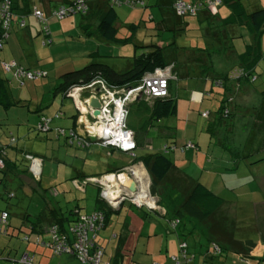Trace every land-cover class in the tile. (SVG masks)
I'll return each mask as SVG.
<instances>
[{
	"label": "crops",
	"instance_id": "0c3cea01",
	"mask_svg": "<svg viewBox=\"0 0 264 264\" xmlns=\"http://www.w3.org/2000/svg\"><path fill=\"white\" fill-rule=\"evenodd\" d=\"M15 1L14 22H12L10 33L5 40L7 44L13 31H20L24 37L29 39V42L32 41L33 34L35 36L43 34L41 26L32 15L34 10L41 11L46 19L48 33L43 34V37L50 36L51 33L47 25L48 18L56 15L54 11L57 8L66 6L69 2L71 4L75 0ZM153 1L155 3L153 5L159 7V13L158 20L152 28L153 24L144 21L143 18ZM173 1L85 0L86 10L80 13L79 27L86 34H93L98 41L96 49L88 55L91 57L90 59L93 58L92 60L103 62L115 71L123 72L131 66L133 57L142 52V45L156 44L163 47L166 64H174L172 70L174 78L169 80L168 87V93L175 98L174 114L154 119L149 110V107L154 103V98L145 99L141 95L137 96L128 105L126 117V127L133 132L135 147L131 151L125 152L113 147H103L100 144L107 156L116 152L117 157H114L113 165L103 162L104 168L100 165L95 173L108 181H113L116 178L115 175H118L119 179L122 176L126 177L125 175L128 173L124 168L133 164L134 158L159 152L166 144L173 145L177 149L169 150L167 155L173 161L174 166L163 181L164 184H168L165 193L168 192L169 202L172 206L167 202L160 204L161 209H166L167 215L157 210H152L150 211L152 213L149 212V214L145 212L146 210L141 211V207L138 208L129 205V203H122L115 209L111 208L107 213L104 225L96 232L95 242L103 248V259L109 260L111 264H226L228 259L231 264H264V169L262 168L264 155H258L254 160L249 158L251 153L257 154L264 149V100L259 94L262 88L254 84L257 80L256 70L261 61H264V23L261 32H259L254 29L247 17L249 13L257 9H264V0H222L219 5L210 8L200 6L195 14L182 16L173 10ZM184 1L194 2L196 0ZM133 2H135L134 5ZM123 3H126L127 7ZM138 5L143 6V9L138 10L140 12L139 19L132 20V17H138V15L133 14L134 9L130 6ZM116 6L119 8H115ZM110 7H113L116 13L115 36L117 39L106 41L102 39L96 27L101 12ZM72 13L74 12L65 16ZM150 13L153 14L151 9ZM154 16L155 14L152 15V20ZM20 20H23V26L18 25ZM122 26H125V31L121 30ZM141 28L145 30L143 34L139 31ZM158 30L173 31V34L170 33L172 34L171 42L167 43L169 37L159 34ZM148 31H151L152 34H148ZM147 36L150 38L149 40H146ZM152 36H158V38ZM122 39H126V41H121ZM50 40L52 44L53 41ZM40 45L45 46L41 42ZM103 46L115 47L116 51L102 50ZM7 48L5 49L3 46L0 50V60L2 56L8 54ZM45 60L44 57L40 58L35 54L31 63L30 60L24 61V59H19V61L14 59V62L27 69L47 71L44 67L46 66ZM63 65L60 67L62 68ZM60 67L52 69L53 76L56 78L54 83H51L49 78H44L49 76V71L44 77L30 79L32 81L18 80L11 77L9 73H6V76L0 74V77L8 80V99L5 101L7 106L0 105L6 109L14 105L18 106L22 101L30 103L34 99L32 102L35 113L34 123L41 116L50 117V130L63 128L67 131L72 128L88 142V145L79 147L87 149L91 143H97L94 138L87 136L86 123L92 119L89 114L90 107L82 104L80 108L82 114L75 106L72 111L69 109L71 101L65 100L67 96H64L62 89L59 88L61 85L59 76L64 73L61 72ZM239 69L246 71L249 77L228 80L222 88L212 85L213 79L219 75ZM60 72L61 74L57 76ZM12 85L15 87L26 86L27 95H24L23 88L19 87V96L15 98L11 89ZM32 87L36 96L31 93ZM37 87L47 88V90H44L41 96L38 94ZM89 98L90 96H88ZM220 105L222 108L224 107V111H228L227 115L219 117L217 109ZM204 112L208 114L203 116L201 113ZM56 113L59 114V117L54 118ZM197 113L200 115L199 119L195 117ZM3 119L7 118L0 119V128L3 125ZM203 119L206 124L202 121ZM203 132L210 139H214L215 145L219 144L225 149L223 153L218 156L213 151H209L212 154L210 156L208 150L206 153L200 151V147L205 143L204 139L207 143V136L203 137ZM187 140L193 141L197 148L187 149L184 152L179 151L178 147ZM0 143L6 144L4 140L2 142V137ZM17 150L19 149H15V151ZM136 150H139L138 154L135 153ZM5 152L7 159L15 165L12 169L9 168L6 178L9 173L21 176L23 178L21 185H26L30 180H33L27 171L26 161L23 160L25 163L20 168L21 163L18 159H21L23 152L20 157L18 153L11 157L7 150ZM28 152L34 154L32 151ZM100 161H104V159ZM134 163L140 164L141 162ZM241 163L242 165H240ZM239 167L243 172L239 178L229 175L228 179L231 182L229 184L224 179L226 174L234 169L237 171ZM83 175L88 174L83 173ZM120 181L123 182L121 179ZM196 181L216 192H221L226 199L212 219H203L188 204L183 205L184 208L180 206V202H184L185 195ZM238 181L240 182L236 186L238 188L236 194L233 196L227 194L228 189L235 191L236 188L233 185ZM245 183L250 184L246 186L243 195L250 194L251 196L247 198V203L241 204L238 201V194L242 195L239 189ZM158 191L163 190L158 188ZM49 194L52 196L51 193ZM47 202L50 207L53 206L62 211L56 201L48 200ZM124 205L133 208L132 210L136 211L142 221L140 222V219L136 221V227L132 228L131 215H127L120 225L119 232H112L107 238L105 232L110 224V214H119ZM73 208L78 210V204ZM96 209L101 210L95 202L93 211ZM240 210L250 211L253 225L249 230H254V236H236L234 230L236 223H243L239 219L242 213L237 212ZM154 212L162 219L152 218ZM79 213L81 212L79 211ZM148 216L149 218H147ZM23 221L27 222L26 217ZM173 222H175L174 227ZM218 225L231 230L234 237L243 243L251 241L252 244L244 245V248L239 251L231 249L220 254L215 253L214 245L218 244L217 242L220 243L218 241V237H220L217 230ZM44 232H47L46 228L37 234ZM180 243L186 244L188 258L185 260L179 256V262L175 263L171 261L170 256L180 255ZM109 246L110 251L107 250ZM27 252H24L23 255ZM229 254L232 257L229 258ZM67 257L68 259L74 258L71 255H67ZM32 259L34 262V256ZM221 260L225 262L220 263ZM13 264L21 263L17 260Z\"/></svg>",
	"mask_w": 264,
	"mask_h": 264
},
{
	"label": "rangeland",
	"instance_id": "374dc122",
	"mask_svg": "<svg viewBox=\"0 0 264 264\" xmlns=\"http://www.w3.org/2000/svg\"><path fill=\"white\" fill-rule=\"evenodd\" d=\"M123 4L127 7L126 3ZM150 4L151 5L147 8V12L143 20L150 24H153L151 26L153 28L154 23L158 20L157 17L159 13V7L153 5L155 4L154 1ZM140 5L134 7L130 6V8L134 9L133 14H135V16L138 15V17H132V20L139 19L140 12H138V10L143 9V6ZM117 7L118 6H116L115 8ZM150 9L153 11V14H155L153 20L151 18L153 14L150 13ZM129 19L131 20V17ZM122 20L124 21V19ZM80 21L81 14L79 12L69 14L62 18H59L57 15H53L49 17L47 21V25L49 27L51 35L48 37H43V34H39L38 36H35L33 34L31 42H29V39L24 37L20 31L11 32L9 43H4L5 49L6 47H8L7 49L9 52L4 57H1L0 74H2L3 76L7 75V72L3 71L1 68L2 63H11L12 61H14V59H17L18 61L19 59H24V61L30 60L31 63V61L34 60L35 54L37 55V57H44V59H46V66L44 67L47 71H49L50 74L48 77L44 78H49L51 83H54V80H56L52 73V69L54 67H60V65L64 64L62 68H59L63 73L68 70L70 71L80 68L83 65L89 63L93 58L90 59L91 57H89L88 55L96 49L98 41L95 36H93V34H86L82 31V29L79 27ZM122 27L123 28L121 30L125 31V26ZM139 31L141 34L145 32L144 28L139 29ZM158 32L159 34H164L166 37L170 38L167 39V43L171 42L173 31L158 30ZM148 34H152V32L148 31ZM154 38H158V36ZM43 39H52L53 43L46 46H41L40 42ZM149 39L150 38L146 40ZM101 49L108 52L116 51L115 47L110 48L109 46H103L101 47ZM112 54L113 53L111 52V56ZM61 72L58 73L57 76L60 75ZM256 76L257 80L254 83L255 86L264 88V61H261L258 69L256 70ZM27 79L26 81H32ZM136 83H133L131 85H136ZM19 87H15L14 85L11 86L12 93L15 98H18L19 96ZM22 88V93L24 95H27L26 86ZM37 89L38 94H40L41 96L43 91L47 90V88L40 87H37ZM32 90L33 87L31 89V93L33 94V96H36V94L33 93L34 90ZM65 100L67 102L71 101L69 109L72 111V109L74 108L73 99L66 97ZM32 102L29 103L27 101H22L18 106L14 105L6 109L0 105V119L7 118L3 119V125L0 128V138L2 137V142L4 140V142L6 143L5 145L1 143L3 149L7 150L11 157H13L16 153H18V156L20 157L21 152L24 153V151H32L34 153L33 155L43 160V171L39 180L36 178H32L33 180H30L28 184L21 185V181H23V178L21 176L15 175L14 173H9L6 178L5 186L0 184V211L6 210L8 213V225L7 227L3 226V228L6 227L7 233L0 231V264H13L14 261L17 260H19L20 263V259L23 253L26 251H28L30 254H33V264H81L75 258L68 259L67 254L53 255L51 249L42 244L43 241H47L50 239L49 233L44 232L41 234H37L34 232H30L25 224H23V215L25 213H28L34 217L41 210L44 203H46L48 200L56 201V204L62 208V211L68 208H73L78 204V210L81 213H91L94 209L97 197L101 199V197L99 196L100 191L98 185L93 182H89L87 183L85 189H80L75 187L73 182L84 178L83 173L88 175H97L95 173H97L96 170H98V167L101 165L102 168H104L103 162L113 165L115 162L114 157H117V153L113 152L111 156H107L106 151L102 147H100L101 145L99 143H91L90 147L87 149L79 147L75 144L69 145L67 142H65V140H67L66 137L68 136L67 131L66 134H61L57 129H49L48 131L39 130V118L35 121L36 123H34L33 121L35 113L33 112L34 104ZM195 117L199 119V113L195 114ZM202 121L206 124V121L204 119ZM67 130L69 131V129ZM10 132L14 135V139L9 136L11 134ZM202 135L203 137L207 136V143L204 139L205 145L202 144V146L200 147V151L204 153H206L207 150L208 152L213 151L218 156L220 153H223L225 149L222 148L219 144L215 145L213 138L210 139L209 136L205 134V132H203ZM10 144H12L13 147H10L12 146ZM15 149L19 150L15 151ZM210 152L209 154L210 156H212ZM135 153L138 154L139 150H136ZM258 155L263 156L264 149L260 150L257 154L252 153L249 158H253L252 160H254L258 157ZM101 159H104V161H100ZM23 160L24 159L22 157L21 159H18V161L21 163L20 168H22L23 164L25 163ZM242 163L240 165H242ZM240 168L241 167H239L237 171L234 169V171L228 172V174H226L225 176L227 179H224L230 184L231 182L228 179L229 175L239 178V175L243 172V170L240 171ZM262 168L264 169V164ZM79 174H82L83 176ZM147 177L148 181L145 184V187L150 194L156 196L157 205H159V208L154 210L164 212V214L167 215L166 209L164 208L165 211H163L164 209H161L160 204L167 202L170 206H172V204L169 202V197L167 194L168 192L165 193L168 184H164V182H161L151 193L150 190L152 189V187L150 183V177L149 175ZM239 182L240 181L235 182L233 185L236 188L235 191H230V189H228L227 194L232 196L235 195L236 190H238L236 186H238ZM249 184L250 183H245L241 185V188L239 190L241 191L242 195L237 193L238 201H240L239 203L241 204L247 203V198L251 196L250 194L243 195L244 190L247 188L246 186H249ZM158 188L162 189L163 191H158ZM49 193H51L52 196ZM180 203V206L183 207V203ZM46 204H48V202ZM132 209L133 208H128L126 207V205H124L119 214H110V224L107 228V231L105 232V236L107 238H109L112 232H119L120 225L121 223H123V220L127 215H131L132 228L136 227V221H139V219L140 222L142 221L136 211ZM140 209L143 212L146 210V213L152 211L149 209L147 210L145 206L141 207ZM237 212L242 213V215L239 216V219H241L243 223H236V227L234 228L236 236H254V230H249L253 225V217L250 211L240 210ZM153 214L155 217L152 216V218L162 219V217L156 214V212H154ZM147 218H149V216ZM157 230L159 232V229ZM26 235H28V240L24 239V236ZM107 250H111L110 246L107 248ZM230 257H232L231 254H229V258ZM227 261L226 264H231L229 259ZM224 262L225 261L223 260L220 261V263Z\"/></svg>",
	"mask_w": 264,
	"mask_h": 264
},
{
	"label": "built area",
	"instance_id": "2783aa9c",
	"mask_svg": "<svg viewBox=\"0 0 264 264\" xmlns=\"http://www.w3.org/2000/svg\"><path fill=\"white\" fill-rule=\"evenodd\" d=\"M220 3V0H196L187 2L176 0L174 9L178 15H193L200 6L206 5L213 7ZM8 0H0V25L5 28L8 26L13 12L8 8ZM86 10L85 0H75L70 5H64L57 8L54 13L62 18L71 12L83 13ZM33 17L41 26L44 34L48 33L46 19L39 10L33 11ZM23 20H20V26H23ZM6 36V34L4 35ZM51 40H42V45L50 43ZM2 39L0 38V48ZM2 67L9 71L13 70L17 76H27L34 78L44 75L45 72L25 71L18 67L14 61L11 63H2ZM173 64L163 67H156L151 72H146L136 83V85L110 86L101 77H96L89 82L72 85L67 89V96L72 98L75 107L81 113V106L88 105V96H95L100 101L99 113L95 118L94 109L90 107L89 114L92 119L86 123L87 136L94 138L97 143L107 148H117L121 151L129 152L135 147L133 132L126 127V117L128 114V104L135 100L140 94L145 99L166 96L168 93L169 80L172 76ZM205 115V113H203ZM57 116V115H55ZM49 118L43 117L38 124V129L46 130ZM61 134H66V130L59 129ZM66 141L69 144L77 146L87 145V140L81 138L76 131L69 129ZM186 147H193L191 142H187ZM166 145L163 146L165 150ZM182 150V149H181ZM27 161V171L33 178L39 179L42 170V160L32 154H24ZM3 162L0 159V169L3 168ZM142 170L145 177L140 178L136 172ZM129 178L136 184L134 192L129 191L122 186L118 175L113 181L106 180L103 176H86L74 181L77 188L84 189L87 183L93 182L98 185L101 199L111 208H118L122 203H129L135 207L145 206L149 210L158 209L157 198L150 194L145 187L148 175L141 164L133 163L124 168ZM145 189L146 194H142ZM8 213L6 210L0 211V231L5 232L3 226L7 223ZM105 216L103 210H94L91 213H81L68 228L67 234L60 233L56 225L47 227L50 239L42 242L50 248L53 255L67 254L73 256L81 264H111L109 260L103 259V248L96 244V232L104 225ZM177 222V221H175ZM175 222L172 223L173 227ZM26 239V237H24ZM180 255L170 256L171 261L179 262V256L187 260L186 244H179ZM21 264H33L32 257L25 253L20 259ZM157 264V263H152Z\"/></svg>",
	"mask_w": 264,
	"mask_h": 264
},
{
	"label": "trees",
	"instance_id": "16d2710c",
	"mask_svg": "<svg viewBox=\"0 0 264 264\" xmlns=\"http://www.w3.org/2000/svg\"><path fill=\"white\" fill-rule=\"evenodd\" d=\"M175 1L176 0L173 1V5ZM221 2L222 0H220V3ZM15 3H16L15 0H8V4H7L8 8L12 10L13 14H14V9H15V5H14ZM134 3L135 2H133V5ZM68 5H70V2ZM203 6L207 7L206 5H203ZM207 8H210V7H207ZM247 17L250 19L251 21L250 23L253 25L254 29L261 32L262 25L264 23V9H257L249 13ZM115 20H116V13L113 7H110L107 10H104L103 12H101L100 16L98 17V25L96 27V30L100 32L102 39L106 41L117 39L115 36V33H116ZM12 22H14V15L12 19H10L7 27L3 28L2 24L0 25V38L2 39V47L4 46L5 40L10 33V27L12 25ZM5 34L6 36H4ZM126 39L124 40L122 39L121 41H126ZM48 44L46 43L45 46ZM2 47L0 48V50L2 49ZM141 49H142V52L139 55L133 57V62L131 66L123 72L115 71L113 68H111L109 65L103 62L91 60L89 63L83 65L80 68L67 71L61 74L59 76L61 80L60 81L61 85L59 86V88L62 89L63 95L67 96L66 95L67 89L70 86L89 82L96 77H101L110 86L118 87V86H124V85H131L132 83H136L146 72H151L156 67H163L166 65V62L163 56V47L158 46L156 44H147V45H142ZM16 65L18 67H21L25 71H33V72L40 71V72H45V74L38 76V77H34V78H28L27 76H17L16 74H14L13 70L7 71L3 67L2 69L3 71L9 73L11 77L16 78L18 80L27 79V78L28 80L30 79L33 80V79H38V78H41L47 75V71H44V70L27 69V68H24L23 66H20L17 63ZM244 77L246 78L249 77L246 71L242 69L234 70L233 72L232 71L230 73L227 72L224 75L221 74L218 77L214 78L212 85L217 88H222L223 85L228 80H231L234 78L240 79ZM7 82L8 80L6 78L0 77V104L4 106L5 105L7 106V103H5V101H7L8 99ZM259 94L261 98L264 100V88L260 90ZM221 108H222V105H220V107L217 109V112H219V117H222L224 114L225 115L228 114L227 110L224 111L223 109L224 107L222 108L223 111L220 110ZM149 110L151 112V117L154 119L172 116L175 112V98L171 97L169 93H167L166 96L155 97L154 103L153 105L149 107ZM201 114L203 115V113ZM207 114L208 113H205V115L203 116H206ZM55 115H54V118L59 117L58 113H56ZM43 117L49 118L47 129L46 130L39 129V130L48 131L50 129L51 118L46 117V116H41L39 118L38 124L41 122V119ZM59 129H63V128H58V130ZM9 136L13 138L12 134H10ZM188 141L193 144V147H186V144ZM1 145L2 144L0 143V159L2 160L4 166L3 168L0 169V184L5 186L6 174L9 171V168L12 169V167H15V165L12 163V161H9L7 159L6 152ZM166 146L167 148L165 150L162 148V150L159 152L136 157L132 161L133 163L136 161H140L143 167L145 168V170L147 171L150 177V183L152 187V189L150 190L151 193L154 191L155 187L158 184L164 181L168 172L174 166V163L168 157L167 152L169 150L177 149V147L173 145H168V144H166ZM196 148H197L196 144L193 141L187 140L184 142L183 145L178 147V150L181 152H184L187 149L194 150ZM26 153H29V152H24V154ZM24 154L22 155V158L24 159V161H26V159L24 158ZM29 154H32V153H29ZM250 155H252V153ZM26 167H27V161H26ZM86 176H90V175H84V177ZM92 176H97V175H92ZM184 199L185 200L183 202V205L188 204L203 219H207V220L214 218L215 212L218 211L226 201L224 195L221 192H216L198 181H196L192 185V187L189 189V191L185 195ZM96 205L99 209L104 211V216L106 219L107 213L109 210H111V207L106 205V203L103 202L99 197H97L96 199ZM79 214L81 213H79V211L75 208H72L66 211H60L59 209H56L53 206L50 207L48 204L44 203L41 210L34 217L28 213H25L24 217H26L27 222L23 221V224H25V226L29 229L30 232H35V233L42 232L45 228L47 229V227H50L51 225H56L60 233L67 234L68 228L71 226V224H73V222L76 220ZM7 225H8V218H7V223L5 224V226L7 227ZM6 227L4 228V230L7 233ZM217 230H218V234L220 235V237H218V241H220V243L217 242L218 244L214 245L213 250L215 253L220 254L221 252H225L226 250H231V249H235V251H239V250H242V248H244V245L247 244V246H249L252 244L251 241H247L248 243H243L242 241L236 239L233 235V232L231 230L225 229L224 226L222 227L218 225ZM24 237H26L25 240L29 239L28 235ZM227 247L228 249H226ZM27 253L30 257H33L32 256L33 254H30L29 252Z\"/></svg>",
	"mask_w": 264,
	"mask_h": 264
},
{
	"label": "water",
	"instance_id": "95a60500",
	"mask_svg": "<svg viewBox=\"0 0 264 264\" xmlns=\"http://www.w3.org/2000/svg\"><path fill=\"white\" fill-rule=\"evenodd\" d=\"M138 96H140V94ZM88 106L94 109L93 116L96 118L99 113L98 109L100 107L99 99L95 96L90 97L88 99ZM126 177L129 181L127 183L121 182L122 186L126 187L129 191L134 192L136 190L135 182L131 180V178H129L128 176Z\"/></svg>",
	"mask_w": 264,
	"mask_h": 264
},
{
	"label": "bare ground",
	"instance_id": "6f19581e",
	"mask_svg": "<svg viewBox=\"0 0 264 264\" xmlns=\"http://www.w3.org/2000/svg\"><path fill=\"white\" fill-rule=\"evenodd\" d=\"M138 171H139V172H136V173L138 174V176H139L140 178L145 177V173L142 172V170H140V168H139ZM120 179H121L124 183H127V182L129 181V180H128L126 177H124V176L120 177ZM146 183H147V180H146ZM145 191H146L145 189H143V191H142V194H144V196H145V194H146Z\"/></svg>",
	"mask_w": 264,
	"mask_h": 264
}]
</instances>
